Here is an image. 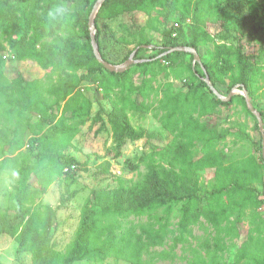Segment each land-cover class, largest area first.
<instances>
[{
	"label": "trees",
	"instance_id": "obj_1",
	"mask_svg": "<svg viewBox=\"0 0 264 264\" xmlns=\"http://www.w3.org/2000/svg\"><path fill=\"white\" fill-rule=\"evenodd\" d=\"M66 1L78 2L82 6V17L75 20L79 28L65 40L64 49L40 53L37 57L43 67L49 68L53 65L56 68L57 61L61 58L68 60L72 56L71 52L78 49V40L87 37L84 45L91 52V61L86 62L84 67L88 72L78 76L67 71L47 87L36 81L27 82L24 88L27 101L35 108L40 107L41 122L50 124L54 133L76 131L77 124L69 120L79 117L84 122L85 117L90 114L92 102L82 93L80 86L85 80L97 82L99 73L105 68L97 61L93 52L88 27L89 16L85 13L93 9L97 0H20L18 5H13L9 0H0V25L4 21L16 20L20 11L29 29L37 25L40 37L52 34L63 24L73 23L71 11L64 3ZM179 1L104 0L95 17L96 39L102 56L108 60L102 50L100 28L106 20L143 10L150 16L144 28L158 29L155 24L158 17L152 15V10H166L164 22L167 24L170 15L180 8ZM205 1L197 0L195 11H203ZM191 2L189 0V7ZM230 3L236 5V0H231ZM250 6L252 11L262 9L260 14L255 13L254 19L264 20V0L253 1ZM29 8L34 12L29 14ZM57 8L66 11L54 19L50 13H54ZM219 11L220 18L226 20V12L220 4ZM188 14L189 9L181 19L174 22L167 33L178 36L182 24L188 19ZM189 36V40L164 44L157 54L147 58L150 60L133 64L130 70L122 73L109 71V80L101 84V87L107 88L108 83L113 82L119 89L117 93L120 100H113L109 113L119 156L127 141L141 140L146 134L145 130L134 127L128 109L142 113L153 112L173 138L166 146L154 150L153 153L159 154L161 160L153 159L141 178L131 181L122 179L115 188L92 192V197L87 199L82 208L83 217L78 234L64 251L56 250L51 244L55 209L49 204L37 201V192L45 193L52 182L64 175L68 187L75 183L76 170L71 168L76 167L79 161L74 156L60 152L54 156L52 164L39 170L40 166L30 164L23 152L16 155L12 152L11 156L3 159V166L15 169L21 178L14 187L16 192L13 197L18 202L16 211L11 213L0 206V235L14 238L19 253H32L35 264H74L83 260L100 262L110 257L128 261L130 264H147L145 255L151 252L152 247L163 245L172 231L168 222H164L169 216H158V210L164 206L182 203V217L179 222L182 234L190 232L191 226L199 223L202 217L215 230L212 236L213 244L207 245L208 259L203 260V264H264V216L260 211L264 209V198L259 189L260 185H264L263 155L260 160L254 154L237 158L231 148L217 147L219 140L227 139L231 135L237 134L240 139H251V134L243 124L218 130L211 120H201V117L214 116L217 108H228L231 105L230 101L215 96L209 88L204 80L205 70L214 86L217 83L226 84L229 79L232 88L243 84L254 100L256 74L260 73L264 77L263 67L250 66L233 45L214 42L215 54L212 61L193 65L194 56L190 54V74L185 79L183 88L174 90L172 82L155 84L156 74L162 72L168 77L169 70L180 65L178 57L187 52L176 51L158 57L160 54L174 46H192L199 50L200 46L214 41L200 17H197L192 25ZM149 44L148 38L142 34V38L136 47L128 52L124 61L136 48L138 51L135 58L143 59L137 57L146 49L144 45ZM137 73H150L152 76L137 83L134 78ZM175 77L178 78L179 75L176 74ZM46 94L54 96L52 103ZM237 99L247 104L245 96L238 94ZM156 101L158 104L155 106ZM254 107L264 120V110L257 104H254ZM60 108H63V112L59 120H56L57 110ZM105 126L103 123V127ZM258 135V142L262 146L263 136L259 127ZM15 143L18 145L17 141ZM43 143L40 137H33L29 150ZM65 168H68V171ZM136 169L137 165L131 167L132 171ZM209 170H213V176L205 185L202 177ZM33 172L38 175V191L31 186ZM92 199L98 209L92 207ZM130 216H148L157 220L159 226H156L157 221L125 225L121 218ZM245 220L250 222L251 227L247 238L241 241L240 224ZM238 243L234 262L225 261L220 252H228ZM176 245L177 239L172 249ZM169 253L170 251L166 250L155 251L154 255L162 257Z\"/></svg>",
	"mask_w": 264,
	"mask_h": 264
},
{
	"label": "rangeland",
	"instance_id": "obj_2",
	"mask_svg": "<svg viewBox=\"0 0 264 264\" xmlns=\"http://www.w3.org/2000/svg\"><path fill=\"white\" fill-rule=\"evenodd\" d=\"M9 1L13 5L20 4V0ZM191 1L189 7V0H180V8L170 15L167 24L164 22L167 11L160 8L153 9L152 15L158 17L155 23L158 29L144 28L150 16L143 10L125 13L117 18L106 20L100 28L101 46L107 59L113 64L125 62L128 52L136 47L142 34L148 38L150 44L145 46L146 49L142 50L137 58H150L157 54L164 44L183 39L189 40L190 29L197 17H200L214 38V41H209L199 47V57L202 61L213 60L214 42H226L239 50L242 58L250 66H262L264 72V20L254 19L255 13L259 12L260 14L262 9L252 11L250 6L253 1L261 0H236V5L231 4V0H206L203 11L200 9L195 11L194 5L197 0ZM64 3L71 11L73 23L63 24L60 29L48 36L40 37L37 25L29 29L27 22L21 17L20 11L16 20L4 21L0 25V206L14 213L18 205L13 194L16 192L14 187L19 183L21 176L12 167L3 166V159L11 156L12 152L15 155L23 152L25 159L30 164L40 166L39 170H42L43 166L52 164L54 156L60 152L76 157L79 164L75 167L77 178L75 183L68 187L64 175L52 182L45 193L37 192V201L49 204L55 209L51 244L60 251H64L67 245L76 238L83 217L82 208L87 199L92 197V192L115 188L122 179L131 181L141 178L147 172L148 164L153 159L161 160L159 154L153 153L154 150L166 146L173 138V135L162 126L161 121L153 112L142 113L128 109L134 127L145 130L146 134L141 140L127 141L121 148V156L118 155L119 148L113 136L109 113L112 110L113 100H120L117 93L119 89L113 82H109L107 88L101 87V84L109 80V71L106 68L99 73L97 82L85 80L80 86L82 93L91 100L92 108L84 122L79 117L69 120L71 123L77 124L76 131L54 133L50 129V124L41 122L40 107H33L26 99L27 93L24 88L27 86V82L39 81L41 86L47 87L67 71L81 76L88 72L84 64L91 61V52L84 45L88 38L83 37L78 40V49L71 52L72 56L68 60L61 58L57 61L58 67L54 68L51 65L46 68L39 62L37 54L64 49L65 40L79 28L75 20L82 17L81 4L71 1ZM219 4L226 12V20L220 18ZM187 9H189V14L186 17L188 19L182 24L178 36L169 35L167 30L171 26L173 27L176 20L184 16ZM32 10L29 8V14L34 12ZM92 12L93 9L85 12L86 16H89V20ZM191 60L189 53L179 56L180 65L169 70L168 77H165L162 72L157 73V80L154 83L172 82L176 91L183 88L185 79L190 74L188 64ZM131 67L127 70H130ZM176 74L179 75L178 78L175 77ZM151 76L150 73H137L134 78L137 83H140L143 79H148ZM256 80L255 98L253 100V96L248 92L249 101L252 106L257 104L264 110V77L257 73ZM216 87L225 97H228L233 90L229 79L226 84L217 83ZM241 90V86L234 90L235 94L230 100L231 105L228 108L219 107L214 116L201 117V120H211L218 130L243 124V127L251 134V139H240L237 134L231 135L227 139L219 140L217 147L231 148L237 158L254 154L260 160L262 146L258 142L259 120L248 103L245 105L242 100L237 99ZM46 95L52 103L54 96ZM133 96L135 97V95ZM157 104L156 101L155 106ZM55 112L53 111V113ZM57 112L56 120H59L63 108ZM67 115L69 116L70 113ZM196 115L198 116V114ZM103 123L106 124L105 127H103ZM33 137H40L44 143L30 151L29 144ZM16 141L18 145H16ZM262 164L264 173V162ZM135 165L138 166V169L132 171L131 167ZM35 172L32 173L30 182L32 188L38 191V175ZM212 176L213 170L203 174L202 181L205 185ZM259 189L262 198H264V185H260ZM91 205L94 209H98L94 199H92ZM182 206V203H179L169 207L164 206L158 210V216H169L168 220L164 222H168L172 231L163 245L152 247L151 252L145 255L147 264H203V260L208 259L207 245L208 243L213 244L212 236L215 234V230L202 217L199 223L191 226L190 232L182 234L179 228ZM260 211L264 216L263 210ZM121 220L125 225L157 221L148 216L142 218L130 216L121 218ZM156 226H159L158 221ZM240 229L242 234H246V220L240 224ZM176 239L177 245L172 249ZM238 246L239 243L230 248L228 252H220L223 255L222 258L227 262H234ZM17 247L18 244L14 238L0 235V264H35V257L32 253H19ZM164 250L170 251V253L162 257L154 255L155 251L162 252ZM74 264L130 263L110 257L100 262L83 260Z\"/></svg>",
	"mask_w": 264,
	"mask_h": 264
},
{
	"label": "water",
	"instance_id": "obj_3",
	"mask_svg": "<svg viewBox=\"0 0 264 264\" xmlns=\"http://www.w3.org/2000/svg\"><path fill=\"white\" fill-rule=\"evenodd\" d=\"M103 2H104V0H97V2L94 5L93 12L91 14L90 20H89L90 38H91V43H92L93 51H94V54H95L97 60L101 64H103V66L108 71H110V72H119V73L125 72L133 64L142 63V62H146V61L150 60V59H147V58L146 59H136L135 58V55H136V52L138 51V48H136L131 53V55L129 56V58L125 62H123L121 64H113V63L109 62L108 60H106L102 56L101 51H100V48H99V43L97 42V39H96V31H97V28H96V25H95V17H96V15L98 13V10L101 7V5H102ZM145 46H148V45H144V47ZM176 51L187 52V53L193 55L194 56L193 65H195V63L202 64V60L199 57V50H198V48L192 47V46H174V47L168 49L167 51L163 52L162 54H160L158 57H161L163 55H166V54L171 53V52H176ZM204 80L208 84L209 88L213 91V93L215 94V96H217L218 98H220V99H222L224 101H230L232 99L233 95L235 94L234 93V90L237 87H239V86L242 87L241 94L243 96H245V98L247 100V103H248L250 109L257 115L258 120H259V126H260V130H261L262 136H263V141H262V155H263V158H264V126H263V119H262V116H261L260 112L254 106L251 105V102L249 101V97H248V91L245 88V86L243 84H239V85L235 86L233 88V90L230 92L229 96L228 97H225V96H223L220 93V91L218 90V88L212 84L211 79H210V76H209V74H208V72L206 70H205Z\"/></svg>",
	"mask_w": 264,
	"mask_h": 264
},
{
	"label": "clouds",
	"instance_id": "obj_4",
	"mask_svg": "<svg viewBox=\"0 0 264 264\" xmlns=\"http://www.w3.org/2000/svg\"><path fill=\"white\" fill-rule=\"evenodd\" d=\"M65 11L66 10L63 8H57L54 13H50V16H52L55 19L57 16L63 15Z\"/></svg>",
	"mask_w": 264,
	"mask_h": 264
},
{
	"label": "crops",
	"instance_id": "obj_5",
	"mask_svg": "<svg viewBox=\"0 0 264 264\" xmlns=\"http://www.w3.org/2000/svg\"><path fill=\"white\" fill-rule=\"evenodd\" d=\"M246 224H247V231H246V234H242L241 236V241H244L246 238H247V232L248 230L250 229L251 225H250V222L248 220H246Z\"/></svg>",
	"mask_w": 264,
	"mask_h": 264
},
{
	"label": "built area",
	"instance_id": "obj_6",
	"mask_svg": "<svg viewBox=\"0 0 264 264\" xmlns=\"http://www.w3.org/2000/svg\"><path fill=\"white\" fill-rule=\"evenodd\" d=\"M73 168H75L74 166H72V168L71 169H73ZM65 170L66 171H68V168H65ZM261 210H263V213H264V209H261Z\"/></svg>",
	"mask_w": 264,
	"mask_h": 264
}]
</instances>
